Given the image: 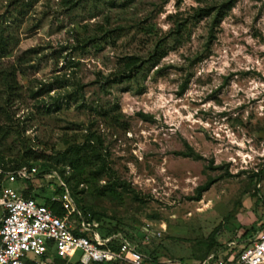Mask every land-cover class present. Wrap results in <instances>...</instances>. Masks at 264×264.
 Instances as JSON below:
<instances>
[{
	"label": "rangeland",
	"instance_id": "rangeland-1",
	"mask_svg": "<svg viewBox=\"0 0 264 264\" xmlns=\"http://www.w3.org/2000/svg\"><path fill=\"white\" fill-rule=\"evenodd\" d=\"M223 1L0 0V70L12 69L18 86L9 96L0 80V165L35 167L25 184L43 203L59 194L45 165L64 168L57 155L94 133L106 170L73 171L69 187L102 237L118 224L148 256L182 260L203 255L218 225L217 244L243 238L264 212L255 196L264 179V0H235L215 22ZM157 45L165 54L146 61ZM130 56L144 61L137 76L111 83ZM208 179L216 181L189 200ZM144 228L160 232L147 246Z\"/></svg>",
	"mask_w": 264,
	"mask_h": 264
},
{
	"label": "built area",
	"instance_id": "built-area-1",
	"mask_svg": "<svg viewBox=\"0 0 264 264\" xmlns=\"http://www.w3.org/2000/svg\"><path fill=\"white\" fill-rule=\"evenodd\" d=\"M51 172L63 191L50 200L60 203L63 215L44 202L38 203L33 190L31 196H25L29 189L25 182L38 173L35 167L0 169V264H53L54 257L68 259L76 250L81 256L74 264H264V212L254 233L223 245L202 260L159 259L142 253L122 233L102 237L96 230L99 223L84 217L63 180L56 171ZM256 189L264 207V179ZM74 215L78 221L71 217ZM141 236L147 242L160 232L144 228Z\"/></svg>",
	"mask_w": 264,
	"mask_h": 264
},
{
	"label": "trees",
	"instance_id": "trees-1",
	"mask_svg": "<svg viewBox=\"0 0 264 264\" xmlns=\"http://www.w3.org/2000/svg\"><path fill=\"white\" fill-rule=\"evenodd\" d=\"M65 1L67 3V2H71L72 0H65ZM234 1L235 0H224L223 2L220 3V5L216 9V13L214 16L215 22H219L223 18V16L226 14V12L229 9H231V7L233 6ZM178 31H177V33H178ZM6 46H7V43H6L5 39L3 38V36H0V58L3 57V54L6 51ZM164 54H165V50H163V48H160V45L159 46L157 45L153 54H151L150 58L146 61H153V60L157 61ZM143 62L140 61V59L137 57L130 56V58H128V60H126V62H125V69L122 72L118 73L117 75H114L109 81L111 83H121L125 80H130V79L135 78L137 76L138 71L140 70V67H141ZM0 80H2L3 85L5 87V91L8 92V95L9 96L15 95L14 93L16 92V89L18 86L16 83V74L14 73V71L12 69L11 70H8V69L7 70L6 69L0 70ZM70 98H72V96ZM4 109H5L4 107L0 106V110H4ZM0 132H2L1 126H0ZM94 138H96V140L98 139V137H96L94 133H91L81 144H74L73 146H69L66 150H64L63 152H60L57 155L56 160L58 162L66 165L65 167H67V166L70 167L71 172L69 174H67V175L65 174V170H66L65 167L64 168H57V166H55V167L50 166L49 167L48 165H45V168H44V170H42L41 174H44L46 172L51 171V168H52V170H55L57 172V174L60 176V178L65 183V185L70 190L69 183H70L73 171L81 174V172L84 173L83 171L85 170V168H89V170H91L95 166H97L98 171H105L106 167H105V164L102 162L103 160L101 159L102 158L101 154H99L97 152V150H96L97 146H95V144H93ZM29 151H30V152H28L29 156H28V154H25L27 157H30L33 154L31 152V150H29ZM185 155L188 156L189 154H185ZM31 167H33V166L27 162H25L24 164L12 163V164L0 165V169H10V170L21 169V168H26V169L28 168L29 169ZM261 174H262V170H260V172L255 174V176L259 177V175H261ZM215 181H216L215 179H208L204 184L198 186L195 189L194 196H191L188 199L192 200V201H199L201 199L202 193L207 191ZM28 188H29L28 191H26L24 193L25 196H31L30 191H32V190L34 191L32 194V196L34 198L39 196L37 193H35V189L32 187V185H29ZM74 189H75V187L72 186L71 196L73 198H75V195H76V192ZM57 190H58L57 192H59V194H61L63 191L62 188H59V187ZM255 196H256L257 200L259 201L258 193L255 194ZM44 203L46 205H48L49 207L53 208L54 211L58 215L64 214V210L61 208L60 203L52 202L50 200V197L44 199ZM82 214L85 215V213H82ZM85 216H87V215H85ZM95 216H96V214L94 212H91V215H88L87 218L88 219H94L97 221L98 219ZM120 230H122V229L118 226V224H115L110 229L106 228V233H107V235H110L113 233H120ZM256 230H257V226H251L249 229L245 230V232L242 234V237L245 238L249 234L254 233ZM218 232H219V225L217 227H215L209 235L208 250L203 255L192 257L191 259L202 260V259L206 258L209 254H211L212 252L217 250L218 248H222L223 245L217 244V242L215 240V236L217 235ZM124 235L128 239L133 240L130 236L128 237V234L124 233ZM155 239L156 238H152L147 242H143L142 236H141V240H140L139 244L143 243V244H145V246H147L151 242H153ZM138 248L142 253H144V251L141 249L140 246ZM153 256L156 257V255H153ZM65 263L66 264L69 263L68 259H66V258L54 257V259H53V264H65ZM93 264H121V263H118V262H115V263L114 262H107V263L102 262V263H93Z\"/></svg>",
	"mask_w": 264,
	"mask_h": 264
},
{
	"label": "crops",
	"instance_id": "crops-1",
	"mask_svg": "<svg viewBox=\"0 0 264 264\" xmlns=\"http://www.w3.org/2000/svg\"><path fill=\"white\" fill-rule=\"evenodd\" d=\"M254 219H256V218H254ZM256 220H257V219H256ZM256 220H255V221H256ZM255 223H256V222H255ZM257 225H258V224H257ZM252 226H255V225H252Z\"/></svg>",
	"mask_w": 264,
	"mask_h": 264
}]
</instances>
